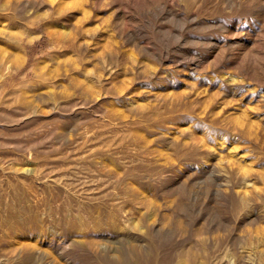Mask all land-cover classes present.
<instances>
[{
  "label": "rangeland",
  "instance_id": "rangeland-1",
  "mask_svg": "<svg viewBox=\"0 0 264 264\" xmlns=\"http://www.w3.org/2000/svg\"><path fill=\"white\" fill-rule=\"evenodd\" d=\"M11 209L0 264H264V0H0Z\"/></svg>",
  "mask_w": 264,
  "mask_h": 264
},
{
  "label": "bare ground",
  "instance_id": "bare-ground-1",
  "mask_svg": "<svg viewBox=\"0 0 264 264\" xmlns=\"http://www.w3.org/2000/svg\"><path fill=\"white\" fill-rule=\"evenodd\" d=\"M35 214V213H34ZM2 215V214H1ZM0 231L1 229H3V227H7L8 229H10V231H14V232H18V233H21V232H25L26 231V228L27 229H36V226H35V223L37 221V218L36 216H30L28 218V216L26 218H22V217H19L18 216V212L17 210H9L7 212V214H5V216H0ZM4 233V232H3ZM5 234V233H4ZM3 235H0V238L2 237ZM1 242V241H0ZM26 249V248H25ZM26 255L24 256L23 260L27 261L28 263H30V261H33L32 259L34 257L30 256L31 253L28 249H26ZM143 254V253H142ZM141 255V254H140ZM124 256V255H123ZM120 257V256H119ZM141 257V256H140ZM124 258V257H123ZM126 258V256H125ZM122 259V258H120ZM119 259V260H120ZM127 259V258H126ZM146 260V259H145ZM151 260V259H150ZM123 261V260H122ZM116 262V260H115ZM27 263V264H28ZM126 263V262H125ZM123 264V263H121Z\"/></svg>",
  "mask_w": 264,
  "mask_h": 264
}]
</instances>
